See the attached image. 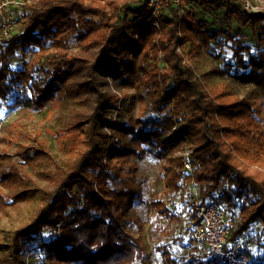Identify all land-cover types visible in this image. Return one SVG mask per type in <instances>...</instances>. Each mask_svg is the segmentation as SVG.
<instances>
[{
    "label": "trees",
    "instance_id": "trees-1",
    "mask_svg": "<svg viewBox=\"0 0 264 264\" xmlns=\"http://www.w3.org/2000/svg\"><path fill=\"white\" fill-rule=\"evenodd\" d=\"M184 1L162 3L158 25L151 23L149 0H34L16 10L23 27L0 34V101L19 91L15 103L26 109L43 110L62 99L92 104V111L75 110L61 122L58 134L72 158L57 162L36 136L19 144L22 170L0 151V185L11 189L0 192L1 210L39 201L26 222L0 237V264H27L36 248L45 264H154L134 207L144 203L165 228L183 217L163 197L143 199L131 161L147 155L164 163L166 193L184 195L188 185L191 198L196 185L203 202L228 210L231 236H247L264 250V26L257 54L245 60V47L233 44L236 61L221 64L222 53L209 52L213 41L222 44L220 34L195 21ZM206 1L215 10L226 8V16L264 24V13L248 14L238 0ZM140 15L145 23L138 22ZM73 42L76 52L69 51ZM53 48L38 67L14 66L30 49ZM128 48L137 58L121 70L118 58ZM110 76L137 89L146 107L137 118L125 119L135 99L126 94L119 102ZM182 146L192 151L176 154ZM40 164L55 178L52 194L31 175ZM190 240L186 254L174 255L168 244L158 248L159 264H216L204 244ZM254 258L251 264L262 262Z\"/></svg>",
    "mask_w": 264,
    "mask_h": 264
},
{
    "label": "rangeland",
    "instance_id": "rangeland-1",
    "mask_svg": "<svg viewBox=\"0 0 264 264\" xmlns=\"http://www.w3.org/2000/svg\"><path fill=\"white\" fill-rule=\"evenodd\" d=\"M250 2H252L255 6L264 7V0H250ZM141 6L142 4L135 7L141 8ZM237 6L234 5L232 9H236ZM184 10L192 13L195 21L206 25L208 31H217L220 34L222 44H217L213 41L209 52L219 54L222 53L224 58L220 61L221 64L225 61H236L235 49L232 47L233 44L236 45V47H245L244 50H241L245 60H248L251 55L257 54L258 38L262 34L264 24L254 27L252 23H246V20L241 19L237 13L231 16H226V8L215 10L212 7V4L206 0H186L184 1ZM157 14L158 12L156 14L153 13L150 18L152 25L157 22ZM153 16L156 18V22H152L154 19ZM134 17H137V14L132 16V18ZM138 22L145 23L146 16H138ZM22 27L23 22L20 20L16 29H21ZM228 34L233 38L240 40V42L235 41L234 43V40L226 38ZM178 50L181 51V47H178ZM56 51L57 50L54 48L47 49L46 51H44V49H38L37 51L30 49L23 55V58L20 56L15 59L14 66L27 68L38 67V64L42 62L41 58ZM69 51H78V46L75 42L72 43ZM136 58V53L128 48L119 56L118 68L123 70L126 64L130 61L136 60ZM109 78V86L112 91L118 94L119 102L121 97L126 94L128 97H133L135 99L130 111L125 112V119L129 120L130 118H137L146 108L144 103L138 100V97L136 96L137 89L134 87H122L119 83H117V81H115L114 77L110 76ZM19 93V91H15L7 101H0V151L3 153L9 152L11 154V164H14L22 170L24 166L20 162V156L17 154L19 144L29 145L30 143L27 137L36 136L39 140L47 143L54 159L57 162L68 157L72 158L73 153L69 152L64 147L62 144V140L64 138L58 134L61 122L71 120L75 110L80 112L92 111V104L86 106L84 104H74L67 100L59 99L54 100L43 110H31L15 103V97ZM119 102H117V104ZM260 108L262 123L264 126V105H261ZM116 110L117 108L112 109L109 116L113 118L117 117ZM106 130L111 132L112 129L106 127ZM191 151V149H186L182 146L176 154L181 155ZM131 162L135 163L139 169L137 175L140 177L139 186L143 192V199L150 202L155 197H163L167 201V204L173 207V209L183 217L181 223H175L169 228H165L166 222L164 220H158L157 217L154 216V211H148L144 203H139L134 207L136 214L141 217L144 222L147 253L152 254V256L155 257L152 263L159 264L160 257L159 250L157 249L163 247L164 244H168L170 246L169 248L174 255H182L183 253L186 254L187 250L184 249V247L191 241L189 233L185 227V217L189 213V206L187 204L190 199L188 196V185H185L186 190L184 195L179 193L168 194L165 191L162 177V166L164 164L162 161L157 160L151 155H147L142 160L133 158ZM37 166L39 167L31 168V175L45 191L52 194L55 188V178L49 176L50 168H48L47 164H40ZM0 192L6 195V193L11 192V189L0 185ZM0 199H3V197ZM8 206L9 210L7 212L1 210L0 207V237L4 231L11 230L20 225L22 222H26L35 208L39 206V201H35V203H33L25 199L17 206ZM57 225L60 226L61 223L57 222ZM259 225L260 224L258 223L255 224L253 227L254 230H258ZM176 236H181L183 238L175 241L174 239ZM37 250L38 249L36 248L35 251H32L28 255L27 264H45L43 262L42 253ZM263 256L264 250L260 244H256V247L252 252V257H255V260H261L264 262ZM262 262L259 264H262Z\"/></svg>",
    "mask_w": 264,
    "mask_h": 264
},
{
    "label": "built area",
    "instance_id": "built-area-1",
    "mask_svg": "<svg viewBox=\"0 0 264 264\" xmlns=\"http://www.w3.org/2000/svg\"><path fill=\"white\" fill-rule=\"evenodd\" d=\"M33 0H0V34L9 36L17 28L19 16L17 9ZM241 8L248 14L264 13V7L255 6L250 0H238ZM162 3L179 5L181 0H149L156 14ZM154 18V16H153ZM152 22H156V18ZM153 25H158L157 22ZM186 166L191 169L189 162ZM189 200L193 216L185 217V227L194 242L204 244L216 264H251L253 239L247 236H231L233 222L224 210L212 202H203L196 185L191 186Z\"/></svg>",
    "mask_w": 264,
    "mask_h": 264
}]
</instances>
